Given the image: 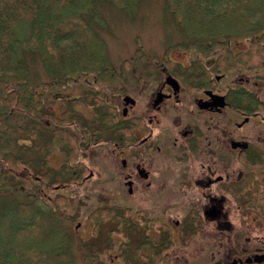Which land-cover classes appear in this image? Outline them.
Listing matches in <instances>:
<instances>
[{
    "label": "flooded vegetation",
    "instance_id": "obj_1",
    "mask_svg": "<svg viewBox=\"0 0 264 264\" xmlns=\"http://www.w3.org/2000/svg\"><path fill=\"white\" fill-rule=\"evenodd\" d=\"M260 35L201 52L168 47L182 58L139 50L112 71L55 86L58 112L44 130L62 139L47 154L70 159L82 175L74 184L101 185V207L118 211L105 236L116 252L101 263L264 264V242H251L264 221Z\"/></svg>",
    "mask_w": 264,
    "mask_h": 264
},
{
    "label": "trees",
    "instance_id": "obj_2",
    "mask_svg": "<svg viewBox=\"0 0 264 264\" xmlns=\"http://www.w3.org/2000/svg\"><path fill=\"white\" fill-rule=\"evenodd\" d=\"M141 1L0 0V264H72L70 238L57 205L43 200L39 191L24 193L25 185L34 188L31 181L35 178L31 180L30 173L37 169L23 155L27 147L15 145L14 136L24 126L10 125L7 120L12 115L29 113L30 126L40 131L37 120L44 112L42 102L51 92L46 84L53 87L58 81L59 85L62 80L58 78L69 73L101 75L106 69L104 46L92 27L102 23L98 4L105 2L134 14ZM164 3L165 10L186 33V40L173 47L201 52L217 45L220 39L251 31L261 33L260 38H264V0H164ZM256 47V53L263 55L262 48ZM29 54L42 58L51 81L42 80L31 69ZM42 84L45 86L40 90ZM61 139L52 129L43 137V143H57ZM63 141L61 145H68ZM45 164L44 160L40 162ZM59 181L57 173H49L50 184ZM60 197L56 194V198ZM117 215L116 209L109 211L104 207L91 213L96 223ZM88 259L87 264H100L93 256Z\"/></svg>",
    "mask_w": 264,
    "mask_h": 264
},
{
    "label": "rangeland",
    "instance_id": "obj_3",
    "mask_svg": "<svg viewBox=\"0 0 264 264\" xmlns=\"http://www.w3.org/2000/svg\"><path fill=\"white\" fill-rule=\"evenodd\" d=\"M98 6L102 23L92 27L100 38V43H103L104 46L105 54L103 59L106 60V69L104 71L114 70V67H118L119 63L125 58H131L136 52L139 54V50L145 51L148 54L155 53L156 55H161L169 46L173 47L178 42L186 40V33L177 26L170 12L165 10L164 0H142L134 14H127L105 2L99 3ZM239 36L238 34L232 37ZM167 50L170 51H166V54L170 53L171 56L177 58L183 57V53L180 54L174 49L168 48ZM41 59L39 55L35 54L27 56L31 69L35 70L42 80H49L50 77L47 76ZM76 74L78 75V72L69 73L58 79H67L71 83V79L69 78ZM57 82L53 86L54 88L50 84H46L47 88H51V92L45 97L44 104L48 107L47 110L50 115H44L43 117L41 113L38 120L36 119L40 125V131H35L33 129L38 128L30 126L32 116L29 113L12 115L7 120L10 125L14 124L16 126L21 123L20 125L24 126L25 129L23 131L15 128L17 130V135L14 136L15 145L27 147L25 148L26 150H23V155H25V158L30 159L31 165L37 169L30 173L31 180L35 176L37 177V179L31 181L34 184L31 183L34 188L32 189L25 185L24 193L39 191L43 200L57 205V213L63 217V223L70 238L68 247L72 256V264H87L89 262V255L93 256L95 262L103 264L98 258L108 262L109 257L113 256L114 252H116L110 250V254L108 255V252L105 251L107 247L106 232L115 225L112 219L96 223L91 213L93 210L101 208V199L104 197L105 192L101 188V185H98L95 191L89 190V192L87 190L89 188L87 183L84 184V187H77L74 184V178H79L82 175L71 173L73 167L70 166V169L67 167L69 166L67 163L70 162V159L66 160L67 163L63 166V160L58 153L51 152L47 154L46 152L54 145L56 146V142L51 141L47 145L43 143V137L47 133L44 129H48L45 124L49 120V128H53V114L55 111L58 112L57 102L51 101L53 92L56 90L55 86L58 85ZM43 86L45 85L42 84L40 86V90ZM4 123L2 122L1 125H4ZM43 160L46 164L40 165V162ZM71 163L73 165L74 161ZM44 167L48 172L43 169ZM43 172H46V174L43 175ZM50 172L52 174L55 173V175L57 173L60 180L58 183H68L69 188L66 190L55 189L54 184L49 183ZM106 189L107 187H105ZM56 194L61 197L56 198ZM17 197L25 199L23 195H17ZM53 197L54 201H52ZM251 234V242L253 244H258L261 241L264 242V221L258 224L255 223ZM92 253L94 255H91ZM113 264H117V262L114 261Z\"/></svg>",
    "mask_w": 264,
    "mask_h": 264
}]
</instances>
